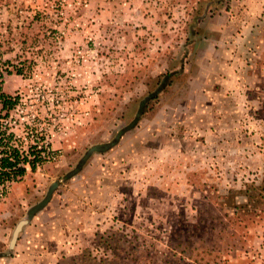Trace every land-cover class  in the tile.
<instances>
[{"label": "rangeland", "instance_id": "obj_1", "mask_svg": "<svg viewBox=\"0 0 264 264\" xmlns=\"http://www.w3.org/2000/svg\"><path fill=\"white\" fill-rule=\"evenodd\" d=\"M0 80V264H264V0H0Z\"/></svg>", "mask_w": 264, "mask_h": 264}, {"label": "trees", "instance_id": "obj_2", "mask_svg": "<svg viewBox=\"0 0 264 264\" xmlns=\"http://www.w3.org/2000/svg\"><path fill=\"white\" fill-rule=\"evenodd\" d=\"M16 72L19 74L22 73L19 69ZM20 99L19 94H10L4 91L3 82L0 80V191L3 196L7 193L12 183L21 182L26 176L28 173L25 167L26 162L29 163L31 172H35L39 166L46 162V159L40 155L41 150L36 145L26 143L25 146L24 141L17 137L13 126H9L8 122L4 121L20 104ZM114 143L115 141L109 144H103L101 146L102 150L110 149ZM26 152L32 157L26 156ZM83 162L84 158H82L81 163L65 175V178H71L76 175L81 170L82 165H84ZM45 198H47L46 202L44 201ZM49 199V196H45L35 206L31 207L27 212V218L18 224H25L30 217L34 216L38 210L45 206Z\"/></svg>", "mask_w": 264, "mask_h": 264}, {"label": "built area", "instance_id": "obj_3", "mask_svg": "<svg viewBox=\"0 0 264 264\" xmlns=\"http://www.w3.org/2000/svg\"><path fill=\"white\" fill-rule=\"evenodd\" d=\"M31 136L33 137L32 134H31ZM17 137H19V135H17ZM30 143L33 144V145H36L37 148L41 150V154L40 155H42V157L44 159H46V162L54 161L56 159L55 151H54L53 148H51L49 146V142H48L46 137L42 138V139H37L36 138L35 140L31 141ZM24 144H26V143L24 142ZM25 155L29 156V157H32L31 155L28 154V152H26ZM25 167H26L27 170H30V165H29L28 162H26ZM0 196H2L1 191H0Z\"/></svg>", "mask_w": 264, "mask_h": 264}, {"label": "water", "instance_id": "obj_4", "mask_svg": "<svg viewBox=\"0 0 264 264\" xmlns=\"http://www.w3.org/2000/svg\"><path fill=\"white\" fill-rule=\"evenodd\" d=\"M48 196L50 197V192L46 195V197H48ZM46 199H47V198H45V200H44L45 202H46ZM21 226H22L21 224H20V225H19V224L17 225V227H16V229H15V231H14V234H13V240H15V238H16V234H17V232L20 230V227H21Z\"/></svg>", "mask_w": 264, "mask_h": 264}, {"label": "crops", "instance_id": "obj_5", "mask_svg": "<svg viewBox=\"0 0 264 264\" xmlns=\"http://www.w3.org/2000/svg\"><path fill=\"white\" fill-rule=\"evenodd\" d=\"M28 173H29V172H28ZM28 173H27V174H28ZM32 174L36 175V172H32Z\"/></svg>", "mask_w": 264, "mask_h": 264}]
</instances>
